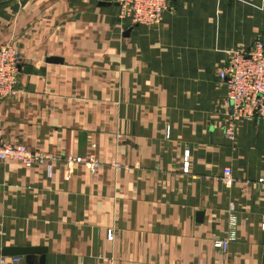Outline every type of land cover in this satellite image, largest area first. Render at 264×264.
I'll list each match as a JSON object with an SVG mask.
<instances>
[{
  "label": "crops",
  "instance_id": "0c3cea01",
  "mask_svg": "<svg viewBox=\"0 0 264 264\" xmlns=\"http://www.w3.org/2000/svg\"><path fill=\"white\" fill-rule=\"evenodd\" d=\"M257 39L264 0H169L156 26L118 18L116 0L0 1V45L21 56L0 141L42 157L0 162V250L37 248L44 264H264V120L239 121L228 141L217 78ZM90 153L94 173L57 160Z\"/></svg>",
  "mask_w": 264,
  "mask_h": 264
},
{
  "label": "built area",
  "instance_id": "2783aa9c",
  "mask_svg": "<svg viewBox=\"0 0 264 264\" xmlns=\"http://www.w3.org/2000/svg\"><path fill=\"white\" fill-rule=\"evenodd\" d=\"M116 4L118 18L129 19L132 25L156 26L159 25L164 12L168 9L169 0H116ZM20 61V53L12 42L0 45V106L2 99L12 97L16 93ZM217 78L227 89L226 98L222 103L223 133L228 141L233 142L239 121L251 118L264 120V45L262 41L255 40L246 50L230 51L228 60L218 71ZM41 158L38 153L21 144L0 141V162L13 161L25 168H30ZM44 158L53 160L48 155ZM57 160L64 161L70 171L76 165H82L94 173L101 165L94 153L86 157L67 155L58 157ZM184 164L183 170L186 171V160ZM111 165L116 164L113 162ZM51 171L52 166L48 165V176ZM259 182L263 181L259 180ZM221 183L225 188L231 187L233 179L229 167L223 169ZM106 237L108 241H112L113 231L108 230ZM228 243L229 239L215 241L213 247L225 251ZM0 264L23 263L20 256H12L8 259L0 258ZM101 264H113V262L109 259Z\"/></svg>",
  "mask_w": 264,
  "mask_h": 264
},
{
  "label": "water",
  "instance_id": "95a60500",
  "mask_svg": "<svg viewBox=\"0 0 264 264\" xmlns=\"http://www.w3.org/2000/svg\"><path fill=\"white\" fill-rule=\"evenodd\" d=\"M12 256H23L25 264H44V253L37 248H4L0 250V258ZM36 256H40L37 261Z\"/></svg>",
  "mask_w": 264,
  "mask_h": 264
}]
</instances>
